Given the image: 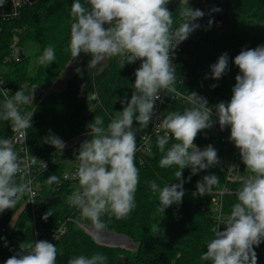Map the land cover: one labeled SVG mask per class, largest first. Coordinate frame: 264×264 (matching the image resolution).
Wrapping results in <instances>:
<instances>
[{"label":"clouds","instance_id":"9594fccd","mask_svg":"<svg viewBox=\"0 0 264 264\" xmlns=\"http://www.w3.org/2000/svg\"><path fill=\"white\" fill-rule=\"evenodd\" d=\"M5 2L0 0V7ZM169 3L170 0H84L83 3L72 0L66 50L74 59L81 54L90 56L88 69L112 58H117L120 69L138 60L141 63L134 73L131 98L119 101L122 110L115 111L107 125L96 115L86 126L90 139L80 144L75 156L78 166L74 177L78 187L66 197V203L76 208L83 219L91 221L94 239L106 227L104 216L117 220L128 218L137 207L135 194L140 183L136 164L137 133L158 118L156 102L163 103L162 95L183 100L189 106L183 111L168 113L155 125L156 145L162 154L159 164L163 168L178 166L175 179L179 182L161 187L155 180L148 181L151 192L158 197L163 212L173 204H181L186 182L183 170L190 169L187 178L190 181L193 175L221 163L218 150L211 144L200 148L195 143L197 136L217 123L221 131L229 129V142L238 149L248 174L235 192L236 202L230 212L217 218L218 227L213 229L214 235L206 242V251L200 260L208 264H257L255 247L264 243V45L242 49L233 58L239 72L231 99L210 106L204 96L178 90L173 64L175 50L201 27L197 21L205 12L192 8L189 0H179L176 12L179 24H176L167 7ZM20 7L13 0L9 15H18ZM219 11V8L210 10ZM212 24L210 19L209 27ZM55 60V48L48 45L37 63L47 68ZM76 71L80 73L81 69ZM228 71L229 55L225 52L210 65V77L206 75L205 79L219 80ZM4 82L0 80V85ZM0 93H3L0 121L9 122L12 131L25 142L27 130L32 127L33 112H22L21 106L33 103V94L26 95L21 88L11 96L4 88H0ZM134 124L139 127L134 128ZM15 143L12 138H0V213L15 208L32 191L30 169L38 158L32 155L22 160ZM43 143L53 146L60 154L66 146L51 130ZM63 179L69 176L65 174ZM47 182L60 184L61 177L51 175ZM219 182L217 175H205L197 181L192 195H208ZM49 215H52L50 211L43 219ZM55 239H59L57 234ZM19 248L4 264H57V257L62 254L56 244L43 239L21 243ZM107 261L106 255L96 252L90 256H73L67 264H107Z\"/></svg>","mask_w":264,"mask_h":264},{"label":"trees","instance_id":"16d2710c","mask_svg":"<svg viewBox=\"0 0 264 264\" xmlns=\"http://www.w3.org/2000/svg\"><path fill=\"white\" fill-rule=\"evenodd\" d=\"M83 3L84 0H81ZM72 0H36L35 6L26 9L20 18L1 24L0 35V73L7 80L12 95L20 90L26 95L34 94L33 103L22 105V112H33L32 127L28 129V145L30 154L40 160H57L51 169L41 176L44 197L49 201L44 206L42 218L50 211L45 220L47 226H54L75 214V208L66 203V197L74 190L72 185H64L58 192H53V184L47 182L51 175L62 176L65 172L64 161L75 159L78 148L66 150L60 154L53 146L43 143L49 130L59 136L65 144L88 136L87 125L96 115L103 118L107 125L115 111H121V98H130L135 75L132 64H125L120 69L117 58L107 59L93 69H88L90 56L81 54L74 59L67 51L70 35V6ZM179 0H170L167 5L173 13V19L179 24L177 10ZM222 27L216 29L217 16L205 21L198 20L200 28L193 32L182 56L177 63L176 87L183 93L196 92L204 96L210 106L231 99L232 87L239 69L233 58L242 50L264 45L263 34H249L246 28L264 25V0H227L220 6ZM212 19L211 27L208 21ZM237 21V22H236ZM245 22V30L238 28V22ZM19 37V51L26 56L25 60H11L13 38ZM48 45L55 48L56 60L44 68L37 63V58ZM229 55V71L219 80L210 77V65L214 64L222 53ZM81 69L78 73L76 69ZM69 71L64 88L49 91L51 86ZM217 85L212 88L211 85ZM84 85L82 88L81 86ZM3 98L0 96V101ZM134 128L139 125L134 124ZM9 122L0 121V138H12ZM138 134V133H137ZM223 133L212 131V139L205 141L199 134L195 143L204 148L211 144L218 150L221 163L219 166L201 171L193 175L190 181V169L183 170L185 195L182 203L173 204L161 211L158 197L151 192L148 181L155 180L163 187L169 183H178L175 172L178 166L168 168L160 166L161 153L153 145V154L148 161L140 165V183L135 194L137 207L124 220L104 216L105 229L117 236L131 240L136 245L135 252L120 247L99 245L89 234L75 224L68 226L67 234L57 245L62 252L57 257V264H67L68 259L76 255L90 256L100 252L108 257L107 264H208L201 261V254L206 251V242L213 237L210 214L205 210L212 204L215 193L225 190L223 198L224 212L228 214L236 202L235 192L241 186L245 175V166H237L233 174H229L228 156L230 149L225 150L221 143ZM90 139V138H89ZM230 146V145H229ZM215 174L220 178L219 185L204 196H193L197 181L203 176ZM24 199V198H23ZM23 199L15 208L0 213V264L20 251L21 243L33 241V233L29 226L31 211L23 210ZM18 214L13 226L10 222ZM6 245V246H5ZM257 264H264V243L255 247Z\"/></svg>","mask_w":264,"mask_h":264},{"label":"built area","instance_id":"2783aa9c","mask_svg":"<svg viewBox=\"0 0 264 264\" xmlns=\"http://www.w3.org/2000/svg\"><path fill=\"white\" fill-rule=\"evenodd\" d=\"M226 1L227 0H198L197 4L193 8L200 9L205 12L204 17L201 18L200 20L205 21L207 18L211 16L214 15L217 16V20L215 22L216 29H220L222 27L220 16L223 14V9L220 6L223 5ZM16 3L21 5V7L17 10L18 15L16 16L9 15L13 11V0H6L4 6L0 7V35L2 32L1 24L19 19L24 10L35 6L36 0H16ZM213 8H219L220 11L210 12V10ZM5 15H9V16L6 18ZM192 35L193 33L189 36V38L186 41L182 42L175 50L173 56V64L175 65L176 69H177V63L180 57L182 56L187 44L189 43ZM15 42H17L16 39ZM11 49H12V53L10 57L11 60L19 61L20 60L19 52H18L19 49L18 47H16V44H14ZM140 63L141 62L138 60L132 64V69L134 73L135 70L140 66ZM0 80L5 81L4 84L0 85V88L9 90V96H11L12 90L9 87L7 80L1 75V73H0ZM0 96L3 98V93H0ZM166 97L167 95H162L163 102ZM177 101L186 104L183 100H177ZM156 110L158 113V118L154 119L153 123L150 124L148 128L139 131L137 134V143H138L139 151L136 153V159L139 161L140 165L145 164L153 154V145L157 140V131H158L155 125L158 124L160 122V119L163 117L162 103L160 101L156 102ZM212 131L223 133V136L221 138V143L225 145V150L230 149L231 146L233 147L231 154L228 156V161L230 164L229 174H233L234 171L237 169V166H241L240 164L241 160L238 149L234 146L233 143L229 142L228 137L230 135V130L226 128L223 131H221L217 123L213 128L205 130L200 134L202 135V138L205 141H210L212 139ZM159 134L163 135L162 129H159ZM12 139L16 141L15 147L22 160L25 159L26 157L32 156L29 151L28 137L26 141L23 142V137L15 133ZM56 162L57 160L37 159L36 164L31 167L29 179H31L32 181L31 183L32 191L31 194H28L24 197L22 209L23 210L29 209L31 211V219L29 222V226L33 233V242L43 239L53 244H56L57 246L62 240V238L67 234L69 224L73 223L83 231H90L91 228L86 227L84 225L86 219H83L81 217L79 211L76 208H75V214L73 216L64 218L62 221H60L58 224L54 226H47L46 225L47 223L42 218L43 215L41 209L44 206H47L49 204V201L46 199V197H44L43 194V183L41 181V176L44 175L46 172H48L51 169L52 165L55 164ZM44 164L46 165L45 170H44ZM233 165H235V167ZM64 166H65V172L63 176L67 174L69 176V179L64 180L62 176L61 183L55 184L53 186V190H52L53 192H58L66 184L72 185L74 189L78 187V180L74 177V173L78 166V161L75 159L65 160ZM225 195H226L225 190L216 192L215 197L212 200V204L205 209L210 214L212 232L214 228L218 227L217 218L222 214L225 216L227 215L224 212V203H223V198ZM47 218L48 220L50 219L49 217ZM220 228L221 230H223V225H221ZM56 234L59 237L58 240L55 239Z\"/></svg>","mask_w":264,"mask_h":264},{"label":"rangeland","instance_id":"374dc122","mask_svg":"<svg viewBox=\"0 0 264 264\" xmlns=\"http://www.w3.org/2000/svg\"><path fill=\"white\" fill-rule=\"evenodd\" d=\"M197 2H198V0H189V5L193 8L197 4ZM238 28H242L243 30H245V22L239 21L238 22ZM246 29H247L246 31L249 34H251V35H254V34H263L264 35V25H254V26L246 28ZM15 39L17 40V42H15ZM14 44H16V47H18V44H19V37L18 36H15L13 38L12 46ZM12 46H11V48H12ZM11 48H10V50H11V53H12V49ZM18 49H19V47H18ZM18 52H19V50H18ZM97 67H98V65H97ZM69 74H70L69 71L65 72V74H63V76H61L60 79L58 81H56L51 86L49 91H57V92H59L60 90H62L64 88V84H65L66 78H67V76H69ZM132 91H133V88L130 89V98H131ZM31 95H32V92H31L30 96ZM33 98H34V94H33ZM187 106H189V105L184 104V103H182L180 101H177V100H171L167 96L165 98L164 102L162 103V109H163V114L162 115L166 116L168 113L173 112V111H183V109L185 107H187ZM220 159L224 160L225 158H221L220 157ZM247 174H248V172L245 169V175H247ZM17 217H18V214H15L14 217L12 218V221L10 222L9 229L13 226V224H14L15 220L17 219ZM84 225L86 227H90L91 228L90 231H85V232L87 234H89L93 238L94 228H93V225H92L91 221L86 219L85 222H84ZM103 233H106L107 235L104 236V235H102ZM94 240L96 242L98 241L100 244L111 246V247H114V246L117 245V243H119L120 248L128 250V251H131V252H135V250H136V245L131 240L126 239L124 237L117 236V235H115L113 233H110L105 228L102 230V232L97 234V238L94 239Z\"/></svg>","mask_w":264,"mask_h":264},{"label":"water","instance_id":"95a60500","mask_svg":"<svg viewBox=\"0 0 264 264\" xmlns=\"http://www.w3.org/2000/svg\"><path fill=\"white\" fill-rule=\"evenodd\" d=\"M25 58H26V56L24 55L23 51L20 50V51H19V59H20V60H25ZM89 138H90L89 136H84V137H80V138H77V139L73 140L72 142H70L69 144H67V145L65 146V148L63 149L62 152L66 151V150H69V149H72V148H74V147H77V146L80 145L84 140L89 139ZM240 164L243 165L242 161H240ZM115 238H116V237H115ZM116 239H117V238H116ZM97 243H98L99 245H101V246H107V245L100 244L98 241H97ZM118 246H119V243H117V245L114 246V247H118ZM110 247H111V246H110ZM119 247H120V246H119Z\"/></svg>","mask_w":264,"mask_h":264},{"label":"crops","instance_id":"0c3cea01","mask_svg":"<svg viewBox=\"0 0 264 264\" xmlns=\"http://www.w3.org/2000/svg\"><path fill=\"white\" fill-rule=\"evenodd\" d=\"M102 235L106 236L107 234L106 233H103Z\"/></svg>","mask_w":264,"mask_h":264}]
</instances>
